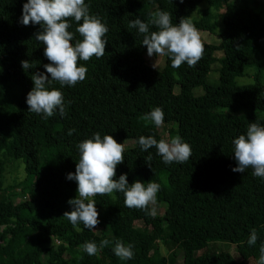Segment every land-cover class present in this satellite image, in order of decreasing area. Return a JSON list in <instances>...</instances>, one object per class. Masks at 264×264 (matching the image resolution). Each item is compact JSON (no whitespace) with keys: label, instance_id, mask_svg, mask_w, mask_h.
<instances>
[{"label":"trees","instance_id":"1","mask_svg":"<svg viewBox=\"0 0 264 264\" xmlns=\"http://www.w3.org/2000/svg\"><path fill=\"white\" fill-rule=\"evenodd\" d=\"M26 2L0 0V264H238L228 252H213L210 246L216 242L244 245L246 258L258 264L264 244V178L253 176L251 168L244 173L232 169L237 167L233 140L246 134L252 122L264 125V0H85L90 14L109 29L106 52L79 61L87 77L74 87L59 81L47 85L62 91L67 112L47 119L30 112L26 103L34 88L32 75L46 72L44 65L50 63L46 45L35 38L42 25L20 23ZM154 8L171 13L174 24L199 11L194 24L220 37V43L202 40L204 55L195 67L173 68L171 58L164 57L163 69L155 70L145 62L143 34L128 27L136 18L148 22ZM70 23L75 44L82 37L77 22ZM24 60L32 64L27 71ZM217 63L219 85H212L208 76ZM249 68L256 69L255 82L238 86L236 78ZM198 87L205 91L201 97L193 95ZM157 106L165 114L159 128L141 119ZM70 129H75L72 135ZM168 129L172 138L179 135L190 144L187 162L166 165L155 147L141 150L140 136L159 141ZM96 132L126 141L114 179L127 174L130 185L158 183L157 203L166 205L172 219L126 207L121 192L93 198L100 221L94 230L80 223L78 232L63 217L72 210L68 201L78 196L77 182L67 179L76 171L77 145ZM12 163L24 165L26 182L6 184ZM18 188L28 192L27 200L16 202ZM253 228L258 239L250 246ZM103 239L111 243L96 255L84 251L86 242L99 246ZM117 239L134 245L132 259L114 254ZM169 246L173 253L162 255Z\"/></svg>","mask_w":264,"mask_h":264},{"label":"clouds","instance_id":"2","mask_svg":"<svg viewBox=\"0 0 264 264\" xmlns=\"http://www.w3.org/2000/svg\"><path fill=\"white\" fill-rule=\"evenodd\" d=\"M72 19L77 22L76 32L82 37L76 40L75 44L72 43L74 33L68 30L72 26L70 23ZM20 23L25 26L42 25L43 31L37 32L35 38L46 45L44 55L50 61L44 65L46 72H37L31 77L34 88L26 99L29 111L42 114L44 119L54 116L57 111L61 116H65L67 112L62 91L57 88L49 90L47 85H50L51 81H59L62 86L74 87L84 81L88 69L80 65L79 61H89L93 56L97 59L104 56L108 43L104 37L109 29L99 16L90 14L89 5L85 0H27L23 5ZM149 25H154L158 30L150 31ZM128 27L136 28L143 34L142 44L147 46L149 57H170L173 68H179L184 63L189 67H195L204 55L205 46L201 33L192 17L181 18L179 24H174L171 13L156 10L150 13L148 22L136 18L130 21ZM21 64L25 71L32 67L27 60ZM157 65L158 59L153 67L157 68ZM164 115L163 109L157 106L141 119L159 128L164 123ZM74 132L75 129H70L68 135ZM125 142L118 143L112 135L101 137V134L96 132L91 138L77 145L80 156L76 171L69 173L67 179L77 182L78 196L68 201L72 210L66 211L63 215L76 231H81L78 227L80 223L89 230H94L100 223L96 201L93 199L97 195L121 192L124 194L126 207L141 209L152 217L156 216L157 193L160 190L158 183L153 180L148 183L136 180L130 185L127 174L120 175L118 180L114 179L117 166L124 162ZM138 142L142 151L155 147L166 165L174 162L183 164L192 155L190 144L179 135L171 140L159 141L152 135L140 136ZM233 144L237 167L232 171L244 173L246 169L251 168L253 176L264 178V125L252 122L247 127L246 134L235 138ZM151 160L152 157L149 155L146 161L150 167ZM257 239V231L253 228L248 244L255 245ZM110 243L108 239H103L99 246L95 241H91L82 247L87 254L96 255ZM133 247L131 243L125 244L117 239L113 252L121 260H130L134 256ZM259 252L258 264H264V244L261 245Z\"/></svg>","mask_w":264,"mask_h":264},{"label":"rangeland","instance_id":"3","mask_svg":"<svg viewBox=\"0 0 264 264\" xmlns=\"http://www.w3.org/2000/svg\"><path fill=\"white\" fill-rule=\"evenodd\" d=\"M205 6H206L205 4H202L199 8H204ZM154 11H155V8H154ZM221 13H222V11L220 12V14ZM217 14H219V13H217ZM190 17H192V19L200 18L199 11L194 12ZM222 28H223V25L221 24L219 27V31ZM200 33H201L202 40L204 42H206L208 44H215V45L220 43V37H218L216 35L208 34L206 32H200ZM221 55L222 54L219 53L218 57H220ZM9 60H10V57H8V56L4 58L5 62H8ZM156 60L157 59L154 58L153 56L149 57L148 54L145 55L146 64L152 68H154L153 64L156 62ZM164 64H165V58L159 57L157 68H154V69L161 71L164 67ZM219 68H220V64L219 63L215 64L213 66V71L208 76L209 83L212 85H219V71H216ZM255 72H256L255 68H249L247 70L246 76L236 78V84L238 86H245V85L253 84L255 82V76H254ZM263 81H264V79H263ZM204 94H205V91L201 87H198V88L193 90V95L195 97H201ZM165 137L167 140H171L172 136L169 134V129L165 133ZM26 180H27V175L25 172L24 165L21 163L10 164L8 171H7V175H6V184L7 185H14L15 182L22 183V182H26ZM27 185H28V183H27ZM17 192H18L19 196L15 199L16 202H22V201L27 200L29 198L28 192H22L21 188H18ZM162 205H160L158 203L156 204L157 214L166 216L168 219H172V216L170 214H166V205H164V204H162ZM138 226H141V224H138ZM56 244H57V242L53 243L54 246H56ZM210 248L215 253L220 252V251L230 253L237 260L238 264H256L255 261L248 260L246 258L247 249H246V247H244V245H234L231 243L216 242V243H212ZM174 250H175V248L173 246L163 247L162 248V255L170 256V254H172ZM178 261L180 262L181 259H178Z\"/></svg>","mask_w":264,"mask_h":264}]
</instances>
